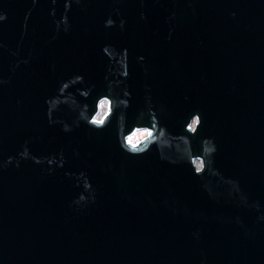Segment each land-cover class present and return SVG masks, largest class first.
Returning <instances> with one entry per match:
<instances>
[{
    "label": "water",
    "instance_id": "water-1",
    "mask_svg": "<svg viewBox=\"0 0 264 264\" xmlns=\"http://www.w3.org/2000/svg\"><path fill=\"white\" fill-rule=\"evenodd\" d=\"M3 16L0 264H264V0ZM134 128L151 131L136 155Z\"/></svg>",
    "mask_w": 264,
    "mask_h": 264
},
{
    "label": "flooded vegetation",
    "instance_id": "flooded-vegetation-1",
    "mask_svg": "<svg viewBox=\"0 0 264 264\" xmlns=\"http://www.w3.org/2000/svg\"><path fill=\"white\" fill-rule=\"evenodd\" d=\"M104 102H106V103H104ZM110 105L111 104H110V100H109L108 97L102 98L98 102V111H97L96 115L94 116V120L103 119V121H105V120L107 121L109 116L111 115ZM124 121H125L124 113L118 114L117 121L116 122L113 121L112 124H111V129L113 130V132L116 131V130H120V127L123 125ZM195 123H196V119L192 118L188 132H195L194 131ZM145 132H151V131L149 129H147V128H134L131 131V133L126 136L125 139L127 141L129 137H132L133 140H136L135 139L136 135H138V134L141 135L142 133H145ZM138 139L142 140L141 137H139ZM196 167L197 168L199 167V161L196 162Z\"/></svg>",
    "mask_w": 264,
    "mask_h": 264
},
{
    "label": "clouds",
    "instance_id": "clouds-1",
    "mask_svg": "<svg viewBox=\"0 0 264 264\" xmlns=\"http://www.w3.org/2000/svg\"><path fill=\"white\" fill-rule=\"evenodd\" d=\"M65 7H66V8L68 7L67 2H66V4H65ZM4 18H5L4 16H3V17H0V19H4ZM62 20H66V17H62ZM113 23H114V22H113L111 19H109V20L105 21V26H106V27H110V26L113 25ZM122 25H123V22H121V26H122ZM193 116L196 117L197 122H198V125H201V124H202V120H201L200 115H199L198 113H194V114L190 117L189 120H191ZM189 120H188V121H189ZM194 131H196V130L194 129ZM147 134H148V132L142 133V134H141V138H142V139H146V138H147ZM129 138H130V137H129ZM129 138H128V140H127V144L130 145V148H125V146L122 145V144H121V147H122V149H124V150H125L126 152H128L129 154L136 155V153H135V149H136L137 146L141 143V139L133 140V138L131 137V140H129ZM205 142L210 143V141H208V140H205ZM86 186H87V185H86Z\"/></svg>",
    "mask_w": 264,
    "mask_h": 264
},
{
    "label": "snow or ice",
    "instance_id": "snow-or-ice-1",
    "mask_svg": "<svg viewBox=\"0 0 264 264\" xmlns=\"http://www.w3.org/2000/svg\"><path fill=\"white\" fill-rule=\"evenodd\" d=\"M104 103H106V102H104ZM94 123H96V124H102L104 121H103V119H99V120H95V121H93ZM148 136H151V133H148L147 134V137ZM129 140H131V137L129 138Z\"/></svg>",
    "mask_w": 264,
    "mask_h": 264
},
{
    "label": "rangeland",
    "instance_id": "rangeland-1",
    "mask_svg": "<svg viewBox=\"0 0 264 264\" xmlns=\"http://www.w3.org/2000/svg\"><path fill=\"white\" fill-rule=\"evenodd\" d=\"M139 137H141V135H140V134L136 135L135 139H138Z\"/></svg>",
    "mask_w": 264,
    "mask_h": 264
}]
</instances>
